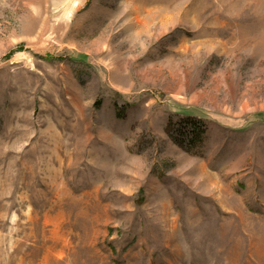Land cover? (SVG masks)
Returning <instances> with one entry per match:
<instances>
[{"label": "rangeland", "instance_id": "374dc122", "mask_svg": "<svg viewBox=\"0 0 264 264\" xmlns=\"http://www.w3.org/2000/svg\"><path fill=\"white\" fill-rule=\"evenodd\" d=\"M0 264H264V0H0Z\"/></svg>", "mask_w": 264, "mask_h": 264}, {"label": "trees", "instance_id": "16d2710c", "mask_svg": "<svg viewBox=\"0 0 264 264\" xmlns=\"http://www.w3.org/2000/svg\"><path fill=\"white\" fill-rule=\"evenodd\" d=\"M196 132V131H195ZM200 135H198V137H199Z\"/></svg>", "mask_w": 264, "mask_h": 264}]
</instances>
